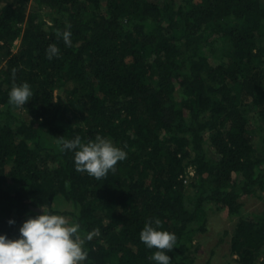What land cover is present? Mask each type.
<instances>
[{
	"label": "trees",
	"instance_id": "16d2710c",
	"mask_svg": "<svg viewBox=\"0 0 264 264\" xmlns=\"http://www.w3.org/2000/svg\"><path fill=\"white\" fill-rule=\"evenodd\" d=\"M97 135L127 152L100 180L61 146ZM41 206L98 230L84 264H155L157 218L171 264H264V0H0V234ZM220 212L233 227L202 241Z\"/></svg>",
	"mask_w": 264,
	"mask_h": 264
},
{
	"label": "clouds",
	"instance_id": "9594fccd",
	"mask_svg": "<svg viewBox=\"0 0 264 264\" xmlns=\"http://www.w3.org/2000/svg\"><path fill=\"white\" fill-rule=\"evenodd\" d=\"M62 35L66 46H71V32L65 30ZM58 46L50 44L46 50L48 59L59 55ZM15 70H13V75ZM33 96L29 83H13L9 91V103L23 107ZM62 149L74 154V165L77 172H86L95 179L105 178L109 171H115L118 162L127 158L123 147L115 144L110 138L97 135L94 139L84 141L76 136L61 142ZM42 207V206H41ZM15 224V220H9ZM160 219H149L140 232V240L147 248H155L148 259L155 264H171L177 237L175 233L162 230ZM98 234L93 230L82 234L81 226L76 221H69L64 215L46 211L30 216L19 228V237L10 238L0 234V264H84L88 258L85 248Z\"/></svg>",
	"mask_w": 264,
	"mask_h": 264
},
{
	"label": "rangeland",
	"instance_id": "374dc122",
	"mask_svg": "<svg viewBox=\"0 0 264 264\" xmlns=\"http://www.w3.org/2000/svg\"><path fill=\"white\" fill-rule=\"evenodd\" d=\"M59 91H56L58 93ZM243 201L245 202L244 209L249 214V217H251V214L254 212H259L263 207V202L253 197H244ZM215 219L212 221V225L209 232L206 233L205 236H203L202 241L210 240L211 242L218 241L220 239L219 235L217 234V230H222L225 227H233L234 221L230 220L227 217V214L225 212H220L219 215L214 216ZM224 245V244H223ZM223 253V250L221 251ZM202 254V253H201ZM206 257H208V254L205 253L204 255H199L197 264H203L206 260ZM225 260L223 257H219L218 259L214 260L213 264H225Z\"/></svg>",
	"mask_w": 264,
	"mask_h": 264
}]
</instances>
